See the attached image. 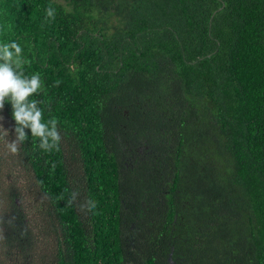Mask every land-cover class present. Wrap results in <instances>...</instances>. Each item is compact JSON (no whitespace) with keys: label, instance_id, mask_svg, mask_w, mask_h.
<instances>
[{"label":"trees","instance_id":"16d2710c","mask_svg":"<svg viewBox=\"0 0 264 264\" xmlns=\"http://www.w3.org/2000/svg\"><path fill=\"white\" fill-rule=\"evenodd\" d=\"M11 40L60 140L17 146L0 264H264V0H0Z\"/></svg>","mask_w":264,"mask_h":264},{"label":"clouds","instance_id":"9594fccd","mask_svg":"<svg viewBox=\"0 0 264 264\" xmlns=\"http://www.w3.org/2000/svg\"><path fill=\"white\" fill-rule=\"evenodd\" d=\"M45 16L54 20L55 9L47 7ZM30 63L17 40L0 41V109H3L6 103L11 107L14 121L12 132L15 133V138L7 147L12 153H16L18 144H23L29 137L38 138L40 147L46 150L57 145L60 140L56 128L57 119H45V109L40 106V101L30 99L43 87L39 72L30 75L25 73V66ZM74 69L75 65H71L70 70ZM0 129L9 133L2 125Z\"/></svg>","mask_w":264,"mask_h":264},{"label":"rangeland","instance_id":"374dc122","mask_svg":"<svg viewBox=\"0 0 264 264\" xmlns=\"http://www.w3.org/2000/svg\"><path fill=\"white\" fill-rule=\"evenodd\" d=\"M0 125L3 126L4 129H7L9 133H6L3 131V129H0V161L2 160V157L8 158L6 161H4L3 165H1V174H0V202L3 203V206L1 205L0 208L4 209L6 206L5 198H7L6 192H1L3 189V185L7 187L15 186L16 189L19 190L20 187L28 185V181L33 182L32 176L28 172H19V167L14 166L17 154L12 153L9 151L7 144L15 138L14 133L12 132L13 124L12 120L9 116H4L3 114H0ZM9 156V157H8ZM12 170V173H11ZM11 173V174H10ZM32 192L26 193L22 192L21 196H19V200L17 203L19 205H22L23 208L25 206V212L30 217V209L32 211L33 209V201L31 200ZM22 203V204H21ZM6 210V209H4ZM28 217V219H29ZM31 224H36V221L30 220ZM47 240H42L40 245H36V252H44L48 253L51 251L52 246L50 245V242L48 240L51 239V237H46Z\"/></svg>","mask_w":264,"mask_h":264}]
</instances>
